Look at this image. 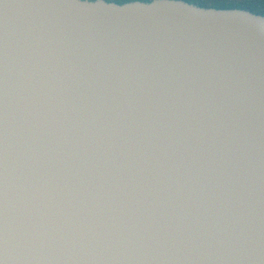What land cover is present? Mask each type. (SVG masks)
I'll return each instance as SVG.
<instances>
[{
  "label": "water",
  "instance_id": "95a60500",
  "mask_svg": "<svg viewBox=\"0 0 264 264\" xmlns=\"http://www.w3.org/2000/svg\"><path fill=\"white\" fill-rule=\"evenodd\" d=\"M0 264H264V15L0 0Z\"/></svg>",
  "mask_w": 264,
  "mask_h": 264
},
{
  "label": "trees",
  "instance_id": "16d2710c",
  "mask_svg": "<svg viewBox=\"0 0 264 264\" xmlns=\"http://www.w3.org/2000/svg\"><path fill=\"white\" fill-rule=\"evenodd\" d=\"M123 4L131 1L150 2L152 0H107ZM201 7H213L218 9H244L255 14L264 15V0H183Z\"/></svg>",
  "mask_w": 264,
  "mask_h": 264
},
{
  "label": "snow or ice",
  "instance_id": "6c2138e0",
  "mask_svg": "<svg viewBox=\"0 0 264 264\" xmlns=\"http://www.w3.org/2000/svg\"><path fill=\"white\" fill-rule=\"evenodd\" d=\"M222 10H234V9H222Z\"/></svg>",
  "mask_w": 264,
  "mask_h": 264
}]
</instances>
